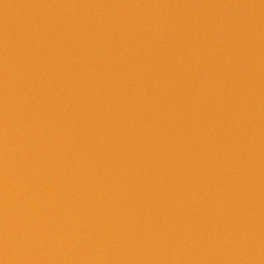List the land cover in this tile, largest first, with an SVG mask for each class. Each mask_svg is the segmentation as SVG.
<instances>
[{"label": "water", "instance_id": "obj_1", "mask_svg": "<svg viewBox=\"0 0 264 264\" xmlns=\"http://www.w3.org/2000/svg\"><path fill=\"white\" fill-rule=\"evenodd\" d=\"M0 264H264V0H0Z\"/></svg>", "mask_w": 264, "mask_h": 264}]
</instances>
